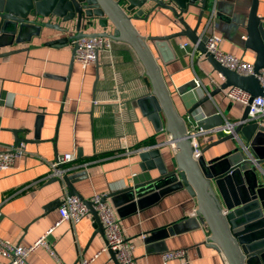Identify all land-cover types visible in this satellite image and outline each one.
Listing matches in <instances>:
<instances>
[{
  "label": "crops",
  "instance_id": "obj_1",
  "mask_svg": "<svg viewBox=\"0 0 264 264\" xmlns=\"http://www.w3.org/2000/svg\"><path fill=\"white\" fill-rule=\"evenodd\" d=\"M210 2L198 36L213 32L223 39V53L253 64L255 53L245 49L252 0ZM200 11L193 6L183 15L189 27L198 25ZM258 14L264 17V0H260ZM173 19V14L164 11L135 24L145 36H168L180 31ZM63 37L44 29L29 41L0 48V53L14 51L0 58V153L21 144L25 152L15 159L12 169L0 170V239L30 246L55 225L60 219L62 187L49 177L50 163L57 156L73 154L78 168L68 175H79L73 186L84 201L94 194L107 197L137 264H163V254L178 249L186 251V258L168 264H227L223 254L210 247L208 230L197 216V200L178 182L166 178L158 187L145 186L142 197L116 195L130 185L158 179L157 169L143 168L141 147L159 150L169 171L174 168V149L167 143L166 131L157 132L138 105L151 87L133 50L115 43L110 53L103 52L97 63L83 69L73 57L72 43L59 41ZM183 43L191 42L180 37L172 43L156 40L150 44L180 114L187 118L192 106L210 95L197 109L196 118L219 113L224 121L240 122L245 108L225 98L227 90L220 89L223 78L206 56L198 50L191 54L192 48H181ZM195 79L200 85L181 95L178 89ZM187 119L191 127L194 122ZM216 139L203 138L202 146ZM234 147L228 141L207 156L223 155ZM95 223L91 213L77 224L61 223L48 238L57 258L39 248L28 258L29 264H81L82 259L97 254L90 264H116L110 250L102 251L106 238ZM152 235L154 239L149 240ZM7 263L0 255V264Z\"/></svg>",
  "mask_w": 264,
  "mask_h": 264
},
{
  "label": "water",
  "instance_id": "obj_2",
  "mask_svg": "<svg viewBox=\"0 0 264 264\" xmlns=\"http://www.w3.org/2000/svg\"><path fill=\"white\" fill-rule=\"evenodd\" d=\"M210 3V0H0V48L29 41L44 29L64 35L59 39L61 42L74 44L90 36L108 37L115 43L128 45L139 58L150 81L151 93L139 98L138 105L156 131H166L169 141L175 144L174 168L168 170L159 150L143 151L140 155L145 164L143 168L157 169L158 179H152L146 185H130L116 195L130 193L142 197L143 187L153 184L158 187L163 179H173L197 200V216L208 230L210 247L222 253L227 264H264V179L258 174L254 162L234 141L233 134L212 141L202 147L199 155L195 154L189 139L187 118L203 129L222 126L225 121L219 113L195 117L197 109L209 100L210 95L196 102L187 118L180 114L150 45L156 40L172 43L173 39L186 37L200 54L206 56L213 71L223 78L221 90L234 87L246 91L252 99L264 96L256 77L264 70V17L258 14L260 0H252L245 26V49L256 55L253 63L255 75L252 76H241L224 68L213 54L207 52L206 38L201 39L197 31ZM193 6L201 8L195 28L189 27L183 17ZM164 11L173 14V21L180 31L168 36L148 37L137 29V20L148 21L150 15ZM75 51L76 46L72 49L73 57ZM13 52L0 53V58ZM194 88L195 80H191L178 90L185 95ZM249 111L250 107L246 106L235 134L250 144L258 165L264 167V119L247 121ZM228 141L234 142L233 150L208 158L212 148ZM78 176L67 174L61 180L56 177L51 180L59 181L61 187L66 186L69 196L82 199L73 186ZM85 202L89 213L95 216L96 230L105 234L94 205ZM154 237L152 235L149 240ZM110 251L115 263L119 264L115 252Z\"/></svg>",
  "mask_w": 264,
  "mask_h": 264
},
{
  "label": "built area",
  "instance_id": "obj_3",
  "mask_svg": "<svg viewBox=\"0 0 264 264\" xmlns=\"http://www.w3.org/2000/svg\"><path fill=\"white\" fill-rule=\"evenodd\" d=\"M214 14V12H213ZM213 14L211 16H213ZM210 17L209 23L212 22ZM206 38V49L207 52L213 54L215 59L224 67L231 71L236 72L241 76H252L255 75L254 65L244 59L236 57L231 54H225L220 50V45L223 41L222 37L212 33L203 35L201 39ZM115 42L108 37H90L85 36L79 39L72 47L76 46L74 54L75 59L79 62L83 69L87 66L97 63L99 61V55L103 52H111ZM183 49H191V54L197 51V47L191 43H183L180 45ZM205 56V55H203ZM259 80L261 88L264 90V70L260 74L256 75ZM196 86L200 85V80L195 79ZM225 98L231 103L239 104L244 108L250 107L249 118L247 121H258L264 118V96L252 99L251 95L246 91H242L238 88H228L225 93ZM224 125L203 129L198 127L195 123L188 128L189 139L193 143L194 152L199 155L202 149L203 138L214 136L216 138H222L229 134L234 135V141L245 154V156L254 162L257 167L258 174L264 179V167L258 165V158L254 156L251 150V146L246 141H243L239 136L235 134L238 123L225 121ZM172 148H175V144L172 141H168ZM153 149L152 147H141L138 152L147 151ZM25 155L22 144L16 148H11L0 153V170L6 171L13 168L15 159ZM76 156L73 154L57 156L54 162L50 163V178L62 179L67 175L72 168H78L74 166ZM67 187H62L61 206L59 208L60 219L51 227L43 236L37 239L30 246H20L12 244L9 241L0 239V255L7 258V264H29L28 258L30 255L39 248L46 249L53 257L57 258V255L48 241L50 235L53 234L56 227L63 222H69L70 224H77L83 218L89 215V209L84 200L76 196H69ZM94 205L96 214L99 217L101 225L105 232L106 245L102 249L103 252L112 250L115 252L117 262L119 264H137L134 250L129 244L119 221L117 214L114 209L107 201V197L104 194H94L89 200ZM82 259L81 264H90L94 258ZM186 258V251L178 249V251H168L163 254V264H168L171 261Z\"/></svg>",
  "mask_w": 264,
  "mask_h": 264
}]
</instances>
